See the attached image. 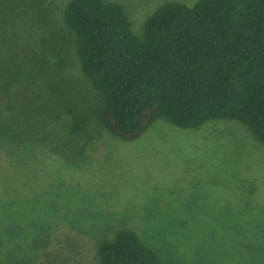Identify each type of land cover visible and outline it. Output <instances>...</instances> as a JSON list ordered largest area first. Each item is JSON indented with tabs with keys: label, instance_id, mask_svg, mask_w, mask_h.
I'll return each mask as SVG.
<instances>
[{
	"label": "trees",
	"instance_id": "16d2710c",
	"mask_svg": "<svg viewBox=\"0 0 264 264\" xmlns=\"http://www.w3.org/2000/svg\"><path fill=\"white\" fill-rule=\"evenodd\" d=\"M39 5L0 0V153L35 148L75 166L91 115L123 140L162 118L238 121L264 144V0L166 1L139 35L118 1L68 0L59 24L41 14L48 34L26 38L18 17ZM71 46L85 91L60 75ZM129 225L98 239L95 264H162Z\"/></svg>",
	"mask_w": 264,
	"mask_h": 264
},
{
	"label": "rangeland",
	"instance_id": "374dc122",
	"mask_svg": "<svg viewBox=\"0 0 264 264\" xmlns=\"http://www.w3.org/2000/svg\"><path fill=\"white\" fill-rule=\"evenodd\" d=\"M39 1L18 17L29 39L49 33L41 14L59 24L68 2ZM114 1L139 35L170 0ZM67 54L60 75L85 91L72 46ZM84 136L75 166L35 148L0 153V264H95L98 239L129 224L162 264H264V144L243 124L185 129L157 118L123 140L91 115Z\"/></svg>",
	"mask_w": 264,
	"mask_h": 264
}]
</instances>
